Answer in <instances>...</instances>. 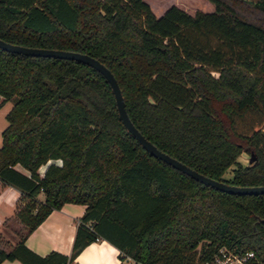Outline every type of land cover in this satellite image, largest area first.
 <instances>
[{"label":"trees","instance_id":"16d2710c","mask_svg":"<svg viewBox=\"0 0 264 264\" xmlns=\"http://www.w3.org/2000/svg\"><path fill=\"white\" fill-rule=\"evenodd\" d=\"M208 1L211 12L156 16L145 0H0V39L96 58L159 150L215 180L264 185V23L247 13L264 0ZM0 97L13 100L0 180L20 191L27 228L0 263L71 264L102 238L148 264H201L222 247L264 264V194L217 190L152 156L96 69L0 49ZM65 203L85 205L71 254H36L25 236Z\"/></svg>","mask_w":264,"mask_h":264},{"label":"crops","instance_id":"0c3cea01","mask_svg":"<svg viewBox=\"0 0 264 264\" xmlns=\"http://www.w3.org/2000/svg\"><path fill=\"white\" fill-rule=\"evenodd\" d=\"M147 3L156 16L163 14L170 5H175L168 4L160 8L158 13H155L153 3L149 1ZM180 8L188 13L190 12L186 5H181ZM5 127H0V136ZM43 198V194L40 193L38 199L43 200ZM22 200L19 190L0 180V248L3 250H10L27 231L26 226L16 216V211ZM84 210V204L76 203H65L61 208L53 209L34 230L25 236L26 246L41 256L48 254L50 251H57L69 256L72 251L79 218ZM121 263L122 258L119 256V250L108 241L98 238L83 247L71 264ZM0 264L23 263L19 260H4Z\"/></svg>","mask_w":264,"mask_h":264},{"label":"water","instance_id":"95a60500","mask_svg":"<svg viewBox=\"0 0 264 264\" xmlns=\"http://www.w3.org/2000/svg\"><path fill=\"white\" fill-rule=\"evenodd\" d=\"M0 49L8 52H14L29 56L53 57V58L75 60L78 62H82L88 66H91L92 68L100 72L109 83L115 98V103L119 118L121 119L124 127L127 129L128 132H130L131 135H133L136 138V140L140 143V145L152 156L158 158L159 160L165 162L166 164L172 166L173 168L185 173L191 178L197 180L198 182L211 186L217 190L227 192L230 194H247V195L264 194V185L237 186L222 181H218L197 172L196 170L188 167L186 164L180 162L176 158L171 157L168 154L159 150L154 144H152L149 140H147L133 125L126 112L124 99L115 77L110 72V70L96 58L86 53H81L77 51L52 49V48L27 47L19 44H12L2 39H0ZM254 159L255 156L253 155V153H250L248 162L250 163Z\"/></svg>","mask_w":264,"mask_h":264},{"label":"rangeland","instance_id":"374dc122","mask_svg":"<svg viewBox=\"0 0 264 264\" xmlns=\"http://www.w3.org/2000/svg\"><path fill=\"white\" fill-rule=\"evenodd\" d=\"M146 2H152L154 5V12L158 13L160 8L168 5L175 4L178 7L181 5H186L189 8V14L193 15L196 11L202 12H211L213 11V5L208 0H145ZM247 3H254L258 0H244ZM194 11V12H192ZM247 13H249V17L261 21L264 23V13L258 11L257 9H248ZM214 75L216 73L213 72ZM13 105V100L4 101L0 104V127H5L7 125V121L5 119V114L10 110ZM0 144H1V136H0ZM244 162H248L249 154L247 156H243L240 158ZM201 244L198 245L197 251H199Z\"/></svg>","mask_w":264,"mask_h":264},{"label":"built area","instance_id":"2783aa9c","mask_svg":"<svg viewBox=\"0 0 264 264\" xmlns=\"http://www.w3.org/2000/svg\"><path fill=\"white\" fill-rule=\"evenodd\" d=\"M257 262L253 251H246L242 254L234 253L226 248H219L213 257L204 261L201 264H252ZM121 264H148L142 261H137L130 256H124Z\"/></svg>","mask_w":264,"mask_h":264}]
</instances>
